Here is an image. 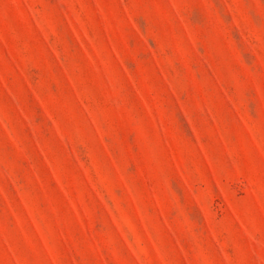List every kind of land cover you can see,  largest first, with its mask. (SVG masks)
<instances>
[{
  "label": "rangeland",
  "instance_id": "1",
  "mask_svg": "<svg viewBox=\"0 0 264 264\" xmlns=\"http://www.w3.org/2000/svg\"><path fill=\"white\" fill-rule=\"evenodd\" d=\"M0 264H264V0H0Z\"/></svg>",
  "mask_w": 264,
  "mask_h": 264
}]
</instances>
